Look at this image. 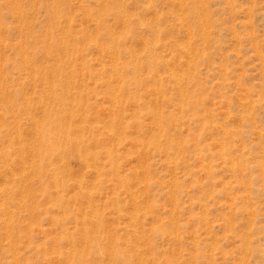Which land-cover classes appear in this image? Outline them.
<instances>
[{
	"label": "rangeland",
	"instance_id": "obj_1",
	"mask_svg": "<svg viewBox=\"0 0 264 264\" xmlns=\"http://www.w3.org/2000/svg\"><path fill=\"white\" fill-rule=\"evenodd\" d=\"M0 264H264V0H0Z\"/></svg>",
	"mask_w": 264,
	"mask_h": 264
},
{
	"label": "bare ground",
	"instance_id": "obj_2",
	"mask_svg": "<svg viewBox=\"0 0 264 264\" xmlns=\"http://www.w3.org/2000/svg\"><path fill=\"white\" fill-rule=\"evenodd\" d=\"M43 143H44V144H43L44 148L47 149V148H48V145H47L48 142H47V143H46V142H43ZM42 150H43V149H42Z\"/></svg>",
	"mask_w": 264,
	"mask_h": 264
}]
</instances>
